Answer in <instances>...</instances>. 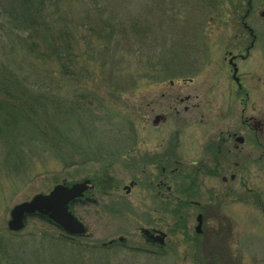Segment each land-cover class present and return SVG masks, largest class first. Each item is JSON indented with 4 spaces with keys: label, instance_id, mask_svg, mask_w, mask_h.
<instances>
[{
    "label": "rangeland",
    "instance_id": "obj_1",
    "mask_svg": "<svg viewBox=\"0 0 264 264\" xmlns=\"http://www.w3.org/2000/svg\"><path fill=\"white\" fill-rule=\"evenodd\" d=\"M63 5L69 21L77 23L72 44L79 57L59 100L70 112V139L63 149L73 154L89 148L91 161L63 167L56 153L41 151L17 168L7 167V147L0 142V264H264V159L247 160L244 190L237 181L226 186L221 176H192L185 169L166 177L167 189L159 187L160 176L145 171L144 158L148 134L153 142L159 137L152 122L160 111L162 70L203 65L197 81L205 84L211 52L243 29L244 21L259 38L245 64H261L264 93V0H63ZM250 39L247 32V44ZM6 41L14 44L15 61L37 71L16 35ZM10 49L0 48V58ZM198 83L184 93L203 92L195 90ZM221 98H213L207 112L216 110ZM85 108L92 120L76 118L73 126L74 114L80 117ZM261 108L264 112V96ZM62 128L67 131V125ZM204 141L198 140V154L185 165L204 162ZM94 150L105 155L95 153L102 158L94 160ZM85 179L93 181L92 200L71 208L86 227L84 235L69 236L39 215L29 217L21 231L9 230L14 205L57 184ZM133 180L136 185L127 190ZM228 189L226 200L222 192ZM199 213L205 216L202 234L195 229ZM151 227L166 232L163 245L149 243L142 228Z\"/></svg>",
    "mask_w": 264,
    "mask_h": 264
},
{
    "label": "flooded vegetation",
    "instance_id": "obj_2",
    "mask_svg": "<svg viewBox=\"0 0 264 264\" xmlns=\"http://www.w3.org/2000/svg\"><path fill=\"white\" fill-rule=\"evenodd\" d=\"M243 26V29L234 30L222 47H215L218 50L211 52L204 72L207 87L201 84L202 81H197L198 74L203 72V65L192 69L162 70L164 85L159 96L160 111L152 122L160 129L159 137L157 142H153L150 132L144 152L147 160L145 171H157L160 176L159 187L167 189L166 177L182 173L185 169L186 174L192 176L211 172L221 176L224 185L237 181L239 188L247 190V160L258 162L264 159V112L261 108L263 73L261 64L252 68H247L245 64L252 57L259 38L256 30L248 27L245 21ZM247 32L251 37L249 44L246 43ZM196 83L198 86L193 88L202 89L203 92L184 93V89ZM217 96L222 97V102L219 101L216 110L207 112V106L212 105L213 98ZM152 103L149 101L147 105ZM201 137L205 140L204 162L191 168L184 162L192 154H198L197 142ZM89 180L90 187L77 201L92 200L88 194H91L94 185ZM132 184L135 186L136 181L133 180ZM230 192L231 189L223 191V199L227 200ZM195 204L204 207L199 201ZM199 214L202 215V230L199 232L202 234L205 216ZM160 230L157 227L149 228V243H159L151 234L157 235ZM113 243V240L108 242L109 245Z\"/></svg>",
    "mask_w": 264,
    "mask_h": 264
},
{
    "label": "trees",
    "instance_id": "obj_3",
    "mask_svg": "<svg viewBox=\"0 0 264 264\" xmlns=\"http://www.w3.org/2000/svg\"><path fill=\"white\" fill-rule=\"evenodd\" d=\"M73 34H78L77 23L69 21L63 0H0V48L11 47L0 58V142L7 147V167L13 164L17 168L26 156L29 159L41 151L56 153L63 167L91 161L89 148H77L73 154L63 149L70 139V112L59 100L72 65L79 61L73 50ZM9 35L19 38L29 64L37 70L35 75L11 57L14 44L6 41ZM22 60L27 62L25 56ZM81 113L80 117L74 114L73 126L74 121H80L76 118L92 120L94 115L89 108ZM63 124L67 131H63ZM95 153L105 155L94 150V160L102 158ZM113 155L109 162L115 160Z\"/></svg>",
    "mask_w": 264,
    "mask_h": 264
},
{
    "label": "water",
    "instance_id": "obj_4",
    "mask_svg": "<svg viewBox=\"0 0 264 264\" xmlns=\"http://www.w3.org/2000/svg\"><path fill=\"white\" fill-rule=\"evenodd\" d=\"M264 16V13H262ZM126 189L130 190L131 186ZM89 188V180L73 183L71 186L60 183L53 187L48 193H38L30 200L23 201L14 205L10 211L8 228L13 232H18L25 227V221L30 215L40 214L47 216L49 220L70 235H84L86 233L85 225L70 210V205L75 200L83 196L84 191ZM202 215L198 216V225L196 230L201 232ZM147 236L150 234L148 229L143 230ZM159 241L164 243L166 233L159 231L157 235L151 234Z\"/></svg>",
    "mask_w": 264,
    "mask_h": 264
}]
</instances>
